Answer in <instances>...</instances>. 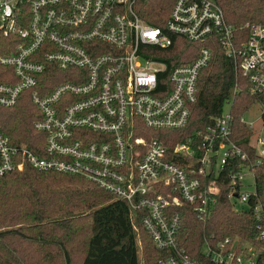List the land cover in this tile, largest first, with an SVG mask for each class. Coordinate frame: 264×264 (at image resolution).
I'll return each mask as SVG.
<instances>
[{
	"label": "built area",
	"instance_id": "built-area-1",
	"mask_svg": "<svg viewBox=\"0 0 264 264\" xmlns=\"http://www.w3.org/2000/svg\"><path fill=\"white\" fill-rule=\"evenodd\" d=\"M148 1L0 0V33L21 39L14 52L0 56L18 78L0 83V105L12 107L28 92L41 113L34 126L45 136L35 152L0 132V176L29 163L89 179L129 204L134 229L139 219L164 251L160 264H264V202L253 164L242 165L249 156L233 138L231 110L173 146L137 135L188 126L216 44L233 60L235 74L247 78L249 91L263 93L264 24L247 23L244 35L216 0H167L146 16ZM174 35L197 48L193 58L170 66L154 47H170ZM52 80L59 81L53 88ZM239 90L236 82L234 94ZM261 144L257 164L264 158ZM247 172L251 190H243ZM224 178L233 210L253 213L256 240L204 236L201 258L195 257L183 245L178 208L190 204L206 221ZM238 203L247 208L237 209Z\"/></svg>",
	"mask_w": 264,
	"mask_h": 264
},
{
	"label": "trees",
	"instance_id": "trees-1",
	"mask_svg": "<svg viewBox=\"0 0 264 264\" xmlns=\"http://www.w3.org/2000/svg\"><path fill=\"white\" fill-rule=\"evenodd\" d=\"M216 1L223 7L228 23L244 35L247 23L264 24V0ZM160 3L162 0H149L144 14L155 16ZM20 42L19 37L0 33V56L14 52ZM195 48V43L174 35L170 47H154V53L172 66L193 58L195 54L188 56ZM17 81L13 68L0 63V83ZM58 82L52 80L51 87ZM236 82L240 90L234 94ZM230 100L233 138L249 156V162L242 165L253 164L258 196L264 202V158L256 163L259 154L251 143L253 131L241 121L255 103L264 101V92L249 91L247 78L235 74L233 60L220 45L214 46L213 60L201 72L198 100L188 126L180 130L148 129L137 135L158 137L173 146L213 124ZM40 118V111L24 92L14 106L0 105V132L8 135L14 145L38 152L45 146V136L34 126ZM229 190V178H224L218 203L206 221L197 219L190 204L178 208L183 215V245L191 255L201 258L204 236L219 239L239 235L256 240L253 213L235 212L227 197ZM138 246L147 264H160L165 256L139 219L138 231L134 229L129 204L89 179L39 170L29 163L0 176V264H139Z\"/></svg>",
	"mask_w": 264,
	"mask_h": 264
},
{
	"label": "rangeland",
	"instance_id": "rangeland-1",
	"mask_svg": "<svg viewBox=\"0 0 264 264\" xmlns=\"http://www.w3.org/2000/svg\"><path fill=\"white\" fill-rule=\"evenodd\" d=\"M167 2V0H162L163 3ZM231 110L229 103H226L223 108V113H227ZM244 119L247 124L251 126L253 131L251 136V143L254 144L257 148L262 149L263 145L261 141L264 142V101L255 103L249 111L244 114ZM253 177L252 175L247 172L246 173V180H245V187L243 190H251ZM237 209L240 208H247V205L238 203L236 205ZM90 211L84 212L80 215L88 214ZM138 256H139V264H147L146 257L141 249V246H138Z\"/></svg>",
	"mask_w": 264,
	"mask_h": 264
}]
</instances>
